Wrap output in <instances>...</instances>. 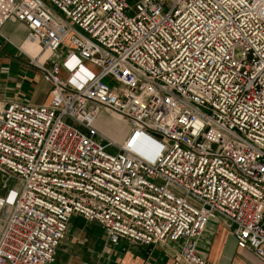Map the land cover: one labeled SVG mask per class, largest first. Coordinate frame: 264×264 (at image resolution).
<instances>
[{
	"label": "built area",
	"instance_id": "1",
	"mask_svg": "<svg viewBox=\"0 0 264 264\" xmlns=\"http://www.w3.org/2000/svg\"><path fill=\"white\" fill-rule=\"evenodd\" d=\"M9 22L49 54L20 49L51 101L0 100V172L22 182L0 196V264H64L73 216L111 245L179 244L173 264H207L222 217L264 263V0H0L12 44Z\"/></svg>",
	"mask_w": 264,
	"mask_h": 264
},
{
	"label": "crops",
	"instance_id": "2",
	"mask_svg": "<svg viewBox=\"0 0 264 264\" xmlns=\"http://www.w3.org/2000/svg\"><path fill=\"white\" fill-rule=\"evenodd\" d=\"M1 32L12 44L0 39V100L6 103L49 105L50 83L41 72L29 65L28 58L20 51L45 62L43 58L46 54H42L40 44L28 40V29L21 22L6 23ZM103 119L111 120L115 125L114 130L108 128L115 140L123 136L126 130L127 133L130 131L122 119L104 112L97 120L103 134L100 128L104 127ZM0 196L7 197L8 194L2 190ZM7 214L8 210H5L3 218ZM179 248V244L139 245L125 240L118 245H111L99 225L73 216L67 236L58 247L57 259L64 264H173ZM199 250L207 264H264L254 253L237 246L227 221L222 217L209 223L199 241Z\"/></svg>",
	"mask_w": 264,
	"mask_h": 264
},
{
	"label": "rangeland",
	"instance_id": "3",
	"mask_svg": "<svg viewBox=\"0 0 264 264\" xmlns=\"http://www.w3.org/2000/svg\"><path fill=\"white\" fill-rule=\"evenodd\" d=\"M136 0H129L130 3H134ZM69 48H72V45L70 43L69 40H67L65 42V44L62 46V51H63V54L65 55L66 52H67V49ZM49 58V54H46L43 58V60H46ZM63 78H67L65 77V75L63 76ZM103 125L104 127H100L102 128V130L104 131V133L107 135V137H111L115 140L114 137H112L110 134H109V130L108 128H112V130L115 129V125H113V122L111 120H108V119H103ZM103 143L107 144L108 143V140L106 138H102L101 139ZM108 151L110 153H115L116 151L114 150L113 147L111 146H108ZM22 187V182L20 181V179L16 178V177H11L10 175H7L3 172H0V192L2 190L5 191V193L7 192V194H9L10 190L11 189H14L12 191V196H13V199L11 198V200H14L15 198V194L17 193V190H19L20 188ZM17 189V190H16ZM11 195V194H10ZM80 219L84 222H87L86 220H84L83 218L80 217Z\"/></svg>",
	"mask_w": 264,
	"mask_h": 264
},
{
	"label": "bare ground",
	"instance_id": "4",
	"mask_svg": "<svg viewBox=\"0 0 264 264\" xmlns=\"http://www.w3.org/2000/svg\"><path fill=\"white\" fill-rule=\"evenodd\" d=\"M127 135H128V133H127V130H126V133H125L123 136H121L120 138H118L116 141H118V142H123L124 139H125V137H126ZM12 194H14V193H11V195H10V201H11V202L14 201V200H11V198H13ZM15 196H16V194H15ZM14 199H15V198H14Z\"/></svg>",
	"mask_w": 264,
	"mask_h": 264
}]
</instances>
